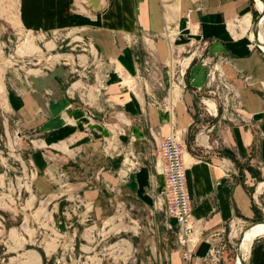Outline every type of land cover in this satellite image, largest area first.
I'll use <instances>...</instances> for the list:
<instances>
[{"label":"crops","instance_id":"obj_1","mask_svg":"<svg viewBox=\"0 0 264 264\" xmlns=\"http://www.w3.org/2000/svg\"><path fill=\"white\" fill-rule=\"evenodd\" d=\"M259 12L255 0H21L19 18L25 29L80 34L95 51L67 54L64 65L45 73L40 87L33 78L24 101L0 80V110L11 111L20 138L33 145L26 154L39 172L36 176L30 166L31 177L17 184L22 195L10 197L15 205L1 193L0 256L6 263L110 264L113 245L93 241L101 231L83 229L84 207L95 209L91 219L103 220L110 188L128 200L157 204L166 177L155 141L160 152L162 138L175 133L184 147L198 229L193 264L196 259L198 264H228L233 231L229 238L225 231L264 220V50L255 36ZM260 37L264 40V25ZM184 51L190 53L185 56ZM207 60L220 62L247 121L225 122L214 135L201 128L196 133L195 97L207 87ZM146 62L154 67L151 74ZM102 70L107 78L99 87L91 86L95 71L104 78ZM54 95L59 99L54 101ZM88 110L94 118H88ZM37 139L43 147L38 155ZM82 141L99 149L105 141L118 146L117 154L115 146L96 154L107 158V164L96 171L93 187H86L81 169L69 164L81 156ZM126 147L142 165L120 180ZM11 185L15 183L6 187ZM52 219L59 221V240L47 232L46 221ZM170 220L175 228L176 221ZM41 221L44 230L36 224ZM215 247L221 261L208 256ZM143 249L149 252V245ZM148 252L139 264H185L176 250L165 257V249L155 245L153 256ZM248 264H264V236L253 243Z\"/></svg>","mask_w":264,"mask_h":264},{"label":"rangeland","instance_id":"obj_2","mask_svg":"<svg viewBox=\"0 0 264 264\" xmlns=\"http://www.w3.org/2000/svg\"><path fill=\"white\" fill-rule=\"evenodd\" d=\"M20 2L21 0H0V80L3 81L5 90L24 101L23 97L28 90L32 89L33 78L36 80V86L40 87V80L45 77V73L54 72L62 64L64 65L67 54L92 52L95 49L88 39H80V34L77 35L70 32H34L25 29L19 18ZM189 53L184 51L183 54L187 56ZM219 63V61L213 60L205 62L206 67L209 69V76L207 87L198 92L195 97V112L198 121L197 125H199L196 133H200V130L204 133V130L214 135L215 132H219L220 126H225V122L231 124L247 123L246 116L243 114V110L241 112L240 105L237 102L238 100L229 77L221 73ZM176 64L178 65V63ZM101 66L107 68L103 62ZM102 71L104 78L99 76L96 71L93 73V82H90L91 86L95 87L98 85L99 87L107 78L104 76L105 71ZM176 71H178V73L176 72V77H178L180 75L179 68ZM185 79V75L180 78L182 85L186 82ZM153 80L154 78H151V81ZM175 80L178 81L177 78ZM147 81L150 80L147 78ZM38 87H36L37 90ZM46 94L50 96V93ZM54 96V101L59 99L58 95ZM87 96H90V93L87 92ZM149 96L154 98L153 94H149ZM9 100L5 98V102L8 104ZM87 115L88 118H94V114L90 110L87 111ZM254 129L259 131L257 127ZM194 134L195 132L191 133L190 141L193 140ZM20 136L21 132L18 126L15 125L13 114L7 107L2 108L0 110V196L1 193L8 194L9 198L4 199L11 200L14 205V200L10 197L22 195L17 184H20L21 181L26 182L31 177V167L36 172L32 158L29 159L26 154L33 149V145L28 139H21ZM81 143L79 147L80 153H82L81 156L73 157L70 159L69 164L74 168L79 167L81 169L84 179H86V187H93L98 182L96 171L101 169L100 167H104L105 165L102 166V164L107 161V158L97 157L96 154L100 155V151L105 153L104 149L107 150L110 146L117 148L115 151L117 154L118 146L113 142L105 141V145L102 149H99L96 146V148L92 146V142L82 141ZM73 146H76V143ZM158 146L159 143L156 140L155 149L157 156L160 154ZM42 148V143L37 139L35 142L37 155L41 153ZM121 151L125 154V156L121 157V162L125 165H123L124 167L121 165L117 177H121L120 180H123L124 172L126 176L134 174L141 168L142 162H140L134 150L126 147L125 150ZM116 162L118 164L119 159ZM52 163L57 164L58 162L52 160ZM38 173L37 170L36 176ZM91 177H94V179L91 180ZM8 182H14L15 186L6 187ZM107 190L110 192L108 194H112V198L104 202L107 205L106 217L99 221L95 220V217L91 219L90 215L96 213L95 209L93 210L90 206L84 207L83 229L101 231V235L94 238L93 241H99L100 245H113L114 254L110 257V264H113L112 260H114V264H139L140 258L145 256V252H148L143 249L147 244L149 245L148 254L150 256H153L150 251L155 245L160 249H165V257L172 250L180 252L177 244L178 228L175 227L172 230L168 228L172 218L169 217L167 209L162 205L163 198L159 199L157 204L154 203V205L150 206L135 197L128 200L129 196L123 195L117 188ZM163 194L164 190L162 196ZM54 199L55 197H53ZM57 200L55 199V201ZM36 224L41 225V229L44 230L42 221ZM249 225V223L237 224L233 228L230 226V229L228 228L225 231L226 238H229L233 231V235H231L232 242H230L232 248L228 255V264H236L238 260L237 244L241 232ZM46 227H48L47 232L51 233L54 239L59 240L61 238L56 236V233L59 234L60 232L59 221L54 219L46 221ZM105 230L107 232H104ZM41 239H43V236ZM71 244L72 242L68 240L66 245L70 246ZM221 258V255L217 254L212 257L215 261H221ZM248 262L249 257L246 264Z\"/></svg>","mask_w":264,"mask_h":264},{"label":"built area","instance_id":"obj_3","mask_svg":"<svg viewBox=\"0 0 264 264\" xmlns=\"http://www.w3.org/2000/svg\"><path fill=\"white\" fill-rule=\"evenodd\" d=\"M255 1L259 6L260 16L261 4L257 0ZM186 20L187 25H189L190 19L186 18ZM263 25L264 17L260 21V30H262ZM145 67L148 74H151V71L154 70L153 65L149 62L145 63ZM182 148V143L175 133H170L163 137L160 143L159 150L164 161L166 176L162 205L166 207L169 217L176 221V228H178L177 244L182 260L185 264H193L195 248L198 242V229L196 228L192 215V201L187 188L186 166ZM168 228L170 230L173 229L171 225ZM215 254L219 255V250L212 248L209 250L208 256L210 255L212 259ZM196 262L198 264L197 259ZM0 264H7L6 260L1 256Z\"/></svg>","mask_w":264,"mask_h":264},{"label":"bare ground","instance_id":"obj_4","mask_svg":"<svg viewBox=\"0 0 264 264\" xmlns=\"http://www.w3.org/2000/svg\"><path fill=\"white\" fill-rule=\"evenodd\" d=\"M262 49L264 50V45ZM261 236H264V225L262 224L254 227L252 230H249L247 232L245 239L240 248L241 251L240 258L238 257L236 264H243L247 262V258L250 255L253 243L255 242L256 239H258ZM241 255L243 259L241 258Z\"/></svg>","mask_w":264,"mask_h":264},{"label":"water","instance_id":"obj_5","mask_svg":"<svg viewBox=\"0 0 264 264\" xmlns=\"http://www.w3.org/2000/svg\"><path fill=\"white\" fill-rule=\"evenodd\" d=\"M260 4H261V13H260V16L257 18L256 20V24H255V36L257 38V42L259 44V46L263 47L264 45V40H261V37H260V21H261V18L264 17V0H257ZM264 225V220L262 221H259V222H254L252 224H250L249 226H247V228L245 230H243L241 232V235H240V238H239V241H238V247H237V258L239 257L240 258V254H241V251H240V248H241V245L245 239V236L247 234V232L249 230H252L254 227L258 226V225ZM241 258H242V255H241ZM243 259V258H242ZM243 264H246V263H243Z\"/></svg>","mask_w":264,"mask_h":264}]
</instances>
